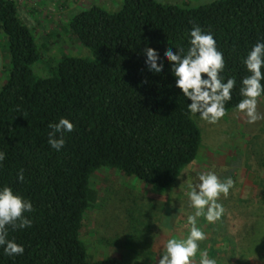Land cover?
Instances as JSON below:
<instances>
[{"label":"trees","instance_id":"16d2710c","mask_svg":"<svg viewBox=\"0 0 264 264\" xmlns=\"http://www.w3.org/2000/svg\"><path fill=\"white\" fill-rule=\"evenodd\" d=\"M20 11L17 0H0V34L9 56L0 88V151L7 153L0 188L9 186L30 199L34 211L26 213L32 227L7 229L8 239L23 245L24 254L7 256L0 248V264H124L95 257L83 240L98 198L93 177L109 167L162 188L178 180L196 161L203 135L195 120L200 116L188 110L191 100L176 87L164 55L177 48L186 53L196 26L213 34L226 61L224 82L236 80L227 115L244 98L242 80L251 75L243 60L264 41V0L201 6L124 0L114 12L93 4L68 27L90 53L64 55L48 74L37 70L45 46ZM149 47L159 54L162 74L149 70ZM62 118L75 128L57 151L48 143L49 125ZM21 170L24 182L18 179Z\"/></svg>","mask_w":264,"mask_h":264},{"label":"rangeland","instance_id":"374dc122","mask_svg":"<svg viewBox=\"0 0 264 264\" xmlns=\"http://www.w3.org/2000/svg\"><path fill=\"white\" fill-rule=\"evenodd\" d=\"M17 1L21 19L33 26L38 42L45 46L46 57L37 67L40 74H48L64 55L86 57L90 53L72 39L68 27L74 15L93 4L114 12L124 3V0ZM157 1L201 6L216 0ZM2 40L0 34V88L8 75L9 62ZM258 111L264 114V97L258 100ZM195 120L203 135L199 155L170 187L148 184L109 167L101 168L93 177L92 186L98 198L88 212L83 240L90 242L91 246L84 240L95 257H115L124 264H159L169 240L187 239L190 234L188 217L196 211L190 206V185L200 183L199 178L192 176L193 172H214L221 181L230 177L234 186L217 201L224 208L219 220L210 223L205 216L197 217V226L206 239L198 242L199 250L192 264H200L203 252L216 264H227L233 250V261H239L235 264H249V259L253 257L254 261L259 253L264 254V120L249 124L248 117L238 109L215 124L200 117ZM231 243L237 247L233 248ZM218 245L226 246L227 252L217 253Z\"/></svg>","mask_w":264,"mask_h":264},{"label":"clouds","instance_id":"9594fccd","mask_svg":"<svg viewBox=\"0 0 264 264\" xmlns=\"http://www.w3.org/2000/svg\"><path fill=\"white\" fill-rule=\"evenodd\" d=\"M189 44L186 53L182 48H177V52L169 49L164 59L172 65V72L177 78L176 87L191 100L188 110L194 115L199 114L202 120L215 124L226 115L225 105L232 99L236 80L230 78L224 82L221 73L225 70L226 61L223 53L218 50L213 34L196 26L190 32ZM145 54L149 70L162 74L164 67L159 54L151 47L145 49ZM243 63L251 75L242 80L240 94L244 98L236 107L248 117L249 124H255L264 120V114L258 111V100L264 96V41H258L253 46ZM49 127L52 130L49 132L48 143L57 151L63 149L65 134L74 131V123L62 118ZM6 158L7 153L0 151V165ZM18 179L24 182L23 170L18 174ZM199 181L195 186L190 185V206L196 210L194 215L188 217L190 234L187 239L169 240L159 264H192L199 250L198 242L206 239V234L197 226V217L205 216L208 222L215 223L224 213L222 204L217 201L221 194L225 197L229 194L234 186L232 179L229 177L221 181L217 174L208 172L201 174ZM33 211L30 199H25L9 186L0 188V248L4 249L5 255L15 257L24 254L23 245L8 239L7 229L9 225L20 229L32 227L33 222L26 213ZM201 255L200 264H216V260L210 259L207 252Z\"/></svg>","mask_w":264,"mask_h":264},{"label":"crops","instance_id":"0c3cea01","mask_svg":"<svg viewBox=\"0 0 264 264\" xmlns=\"http://www.w3.org/2000/svg\"><path fill=\"white\" fill-rule=\"evenodd\" d=\"M232 244V247L234 248V246H236L237 247V245L236 244H233V243H231ZM227 245V244H226ZM226 247V246H225ZM224 246H220V245H218L217 246V253H219V252H221V253H224V252H227V250H226V248H225ZM231 247V246H230ZM234 251V250H233ZM232 251V253H231V256L229 255V259L227 260V264H229V263H232L233 262V264H235V262L237 263V262H239L237 259H235V261H233V258H234V252ZM232 258V259H231ZM236 258V257H235ZM253 258V257H252ZM251 258V259H252ZM251 259H249V264H257V261L259 262L258 264H264V254L263 255H261L260 253L258 254V257H254V261H252ZM257 259V260H256ZM237 260V261H236ZM260 260V261H259Z\"/></svg>","mask_w":264,"mask_h":264}]
</instances>
